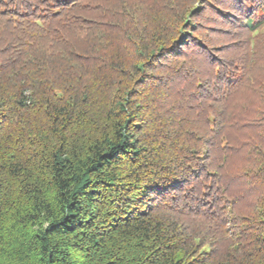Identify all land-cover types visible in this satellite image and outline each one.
Masks as SVG:
<instances>
[{
  "label": "trees",
  "instance_id": "trees-1",
  "mask_svg": "<svg viewBox=\"0 0 264 264\" xmlns=\"http://www.w3.org/2000/svg\"><path fill=\"white\" fill-rule=\"evenodd\" d=\"M68 1L0 0V264H264V4Z\"/></svg>",
  "mask_w": 264,
  "mask_h": 264
},
{
  "label": "rangeland",
  "instance_id": "rangeland-1",
  "mask_svg": "<svg viewBox=\"0 0 264 264\" xmlns=\"http://www.w3.org/2000/svg\"><path fill=\"white\" fill-rule=\"evenodd\" d=\"M45 1V0H44ZM56 2L51 3L50 8L56 9L58 8L60 3L66 1L69 2L68 0H55ZM195 1L193 7L197 8V6H201L203 2L205 3L204 5H207V13L205 16H209L211 18V22L209 23V26H212L215 28V30H220L217 33H208L207 34V40L210 41L211 44L213 45H222L224 48L225 47H230L231 50H234V53H240V51H236V48H233L234 46H240L243 42H246V40L249 38V33H245L241 30L243 25H240L239 21H243L242 18L244 16H247L248 12L245 9L243 10V15H239L238 11H234V7L229 6L228 3L227 5H219L221 2H225L224 0H191ZM58 2V3H57ZM60 2V3H59ZM214 2V3H213ZM246 4H249L250 6L252 5H262L264 4V0H247ZM245 4V5H246ZM238 5V4H236ZM220 6V8H219ZM215 9L223 10L225 9L224 13H217L211 15ZM250 14V13H249ZM229 15V16H228ZM262 15L257 16V20L261 19ZM264 17V16H263ZM240 18V19H239ZM213 30V29H211ZM210 31V30H209ZM216 32V31H215ZM202 35L205 34V31L203 30ZM214 36V40H210L209 37ZM235 42V43H234ZM232 53V52H231ZM230 53V54H231Z\"/></svg>",
  "mask_w": 264,
  "mask_h": 264
}]
</instances>
